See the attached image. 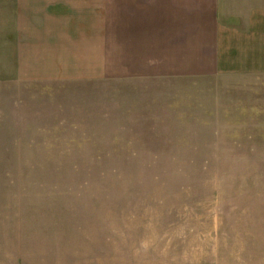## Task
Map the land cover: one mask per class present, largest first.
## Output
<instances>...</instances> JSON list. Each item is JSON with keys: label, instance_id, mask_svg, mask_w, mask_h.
I'll return each mask as SVG.
<instances>
[{"label": "rangeland", "instance_id": "374dc122", "mask_svg": "<svg viewBox=\"0 0 264 264\" xmlns=\"http://www.w3.org/2000/svg\"><path fill=\"white\" fill-rule=\"evenodd\" d=\"M110 25L102 79L0 83V264H264V73L128 77Z\"/></svg>", "mask_w": 264, "mask_h": 264}, {"label": "crops", "instance_id": "0c3cea01", "mask_svg": "<svg viewBox=\"0 0 264 264\" xmlns=\"http://www.w3.org/2000/svg\"><path fill=\"white\" fill-rule=\"evenodd\" d=\"M108 14L128 77L264 73V0H0V83L102 79Z\"/></svg>", "mask_w": 264, "mask_h": 264}]
</instances>
